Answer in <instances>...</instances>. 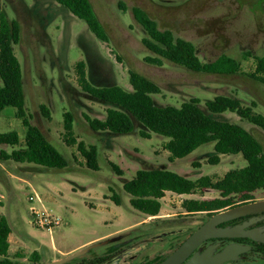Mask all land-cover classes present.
Segmentation results:
<instances>
[{
  "label": "rangeland",
  "instance_id": "374dc122",
  "mask_svg": "<svg viewBox=\"0 0 264 264\" xmlns=\"http://www.w3.org/2000/svg\"><path fill=\"white\" fill-rule=\"evenodd\" d=\"M89 1L108 42L96 38L83 20L54 0H0V11L20 25L21 39L14 51L21 64L30 121L67 161L64 168H47L0 159V211L10 227L17 228L10 237V254L23 255L17 259L20 264L28 263L34 250L41 254L40 262H50L84 248L87 250L83 254L63 264L106 254L110 257L100 264H153L207 219L206 212L187 213L182 201L212 199L219 193L210 188L181 195L167 191L160 199L158 215L149 217L130 205L122 183L137 169L160 168L192 180L202 175L217 179L227 170L246 164L240 154L222 155L219 163H208L215 153L212 142L169 161L163 146L167 138L147 130L135 119L130 133L91 130L84 114L104 118L106 108L115 105L94 99L80 89L76 61L85 62L87 78L98 86L119 85L130 90L128 70L139 72L160 87L161 92L152 96L158 106H179L196 97L206 110L207 100L225 94L239 98L245 105L254 101L255 110L264 114V84L248 74L255 67L252 56L264 57V0ZM133 6L144 9L160 29H171L176 36L192 41L201 60L211 61L225 53L241 62V71L201 73L168 60L162 65L145 62L144 57L152 54L141 42L146 33L133 18ZM245 52L250 56L245 57ZM42 103L49 109L50 118L41 112ZM67 110L73 115L77 140L97 147L96 171L86 166L75 145L64 141L63 113ZM13 111V107H6L0 113V132L16 130L22 136L23 126ZM212 116L243 126L260 141L264 153L261 128L231 112ZM141 130L149 131L150 137H142ZM13 148L1 146L6 152ZM111 163L120 168L121 174L113 170ZM113 192L120 197L118 205L111 200ZM32 193L40 201L29 202ZM252 196L253 200L262 199L263 193L256 190ZM59 202L71 209L59 207ZM240 203L243 201L234 196L232 206ZM31 206L59 216L61 224L51 231L34 226Z\"/></svg>",
  "mask_w": 264,
  "mask_h": 264
},
{
  "label": "trees",
  "instance_id": "16d2710c",
  "mask_svg": "<svg viewBox=\"0 0 264 264\" xmlns=\"http://www.w3.org/2000/svg\"><path fill=\"white\" fill-rule=\"evenodd\" d=\"M54 1L83 20L96 38L108 42V35L89 0ZM119 5L124 8L123 4L119 3ZM131 12L135 21L146 33L141 42L152 54L144 57L145 62L162 65L164 60H168L201 73L234 74L241 71V62L225 53H221L211 61L201 60L192 41L176 36L171 29H160L157 22L139 6H133ZM20 31L18 21L8 19L0 11V112L5 107H13L14 116L20 120L24 129L22 136L16 130L0 132V146L15 147L10 152L1 150L0 159L47 168H64L67 166V161L41 129L30 121V114L25 108L22 69L14 51V45L21 39ZM244 56L248 57L250 53L245 52ZM252 57L255 67L248 74L264 84V57L259 55ZM74 69L77 84L83 92L94 99L115 105L106 108L104 118L84 114L91 130L126 134L134 129L133 119H135L147 130L167 138L163 146L168 151L169 161L182 158L200 145L212 142L215 153L207 159L208 163L217 164L222 155L229 154H240L246 162L243 167L229 169L217 179L202 175L192 180L165 169H137L130 179L122 183V188L130 196L129 203L134 209L147 216H156L161 208L160 199L165 192L192 194L200 189L210 188L218 191L219 196L212 199L182 201V207L187 213L206 212L210 216L232 206L234 196H238L239 201L245 202L253 198L252 195L256 190H261L264 195L262 144L240 124L212 116V114L231 112L264 131V114L255 110L254 101L245 105L235 97L217 94L204 103L206 110L200 107V101L196 97L182 102L179 106H158L152 96L161 92L160 87L135 70H128L131 89L126 90L119 85L92 84L87 78L83 60L76 61ZM39 108L46 118H50V111L45 104H40ZM63 128L66 144L75 145L76 150L84 158L86 166L93 171L98 170L97 147L94 144H86L83 140H77L73 131V115L69 110L63 113ZM149 131L141 130L140 135L150 137ZM110 165L117 174H121L116 164ZM110 197L115 204H120V197L115 192ZM10 232L11 228L6 216L0 215V264H20L17 259L24 258L21 254L15 253L12 256L9 253ZM109 257L110 254L88 259L82 257L71 264H100ZM41 260V254L36 250L27 258L28 263H37Z\"/></svg>",
  "mask_w": 264,
  "mask_h": 264
},
{
  "label": "water",
  "instance_id": "95a60500",
  "mask_svg": "<svg viewBox=\"0 0 264 264\" xmlns=\"http://www.w3.org/2000/svg\"><path fill=\"white\" fill-rule=\"evenodd\" d=\"M264 211V199L247 201L234 206L226 207L212 214L202 225L188 235L171 253L162 260L154 264H219L229 258H232L239 250L236 247H228L224 250L210 255L209 250L201 254L194 253L193 250L203 241L212 237H235L246 235L253 237L252 231L242 232L240 226L218 227L217 225L249 214ZM87 249L59 259L58 261L37 262L25 264H63L68 260L83 254Z\"/></svg>",
  "mask_w": 264,
  "mask_h": 264
},
{
  "label": "flooded vegetation",
  "instance_id": "af4514ba",
  "mask_svg": "<svg viewBox=\"0 0 264 264\" xmlns=\"http://www.w3.org/2000/svg\"><path fill=\"white\" fill-rule=\"evenodd\" d=\"M262 199H264V195ZM255 200H261V199H255ZM248 201H254V200L252 198ZM210 216H208L207 219ZM217 226L223 227V228L240 226L242 232L252 231L253 237H249L246 235H239L235 237L208 238L207 240L199 244L193 250L191 255L194 253L201 254L205 250H209L210 255H215L216 253L224 250L225 248L236 247V248H239L237 253H235V255L232 258H229L219 264H264V211L241 216V217L223 222ZM192 232H190V234Z\"/></svg>",
  "mask_w": 264,
  "mask_h": 264
},
{
  "label": "built area",
  "instance_id": "2783aa9c",
  "mask_svg": "<svg viewBox=\"0 0 264 264\" xmlns=\"http://www.w3.org/2000/svg\"><path fill=\"white\" fill-rule=\"evenodd\" d=\"M0 155H1V146H0ZM29 202H33L35 199L39 200L37 194L32 193L28 196ZM31 214V223L38 227L43 228L48 231L53 230V228L59 226L61 224V218L54 214H51L45 210H40L35 206L30 207Z\"/></svg>",
  "mask_w": 264,
  "mask_h": 264
},
{
  "label": "crops",
  "instance_id": "0c3cea01",
  "mask_svg": "<svg viewBox=\"0 0 264 264\" xmlns=\"http://www.w3.org/2000/svg\"><path fill=\"white\" fill-rule=\"evenodd\" d=\"M25 94V93H24ZM233 97V96H232ZM235 98H237V97H235ZM237 99H239V98H237ZM250 104V103H249ZM6 108V107H5ZM4 108V109H5ZM4 109L0 112V113H2L3 111H4ZM13 114H14V111H13ZM221 120V119H220ZM5 132V131H4ZM18 132V134L20 135V132L19 131H17ZM24 132V131H23ZM19 163V162H18ZM31 164V163H30ZM169 192V191H168ZM170 193H173V192H170ZM36 194V193H35ZM175 194V193H174ZM179 195H181V194H179ZM38 201H40V198H39V200ZM59 207H63V208H65V209H67V210H70L71 209V207H69V206H67V205H64V204H61L60 202L57 204ZM1 206V205H0ZM0 215H4L3 214V212H1L0 211ZM5 216V215H4ZM147 216V215H146ZM149 217H151V216H149ZM7 218V217H6ZM8 220V219H7ZM9 222V221H8ZM10 225V224H9ZM11 228V227H10ZM16 227L14 226L13 228H11V232L9 233V236H8V240H9V243H10V237L11 236H13L14 235V233L16 232ZM92 245H93V243H92ZM9 253H10V247H9ZM61 257V256H60ZM55 258H57V257H55ZM41 259H42V257H41Z\"/></svg>",
  "mask_w": 264,
  "mask_h": 264
}]
</instances>
